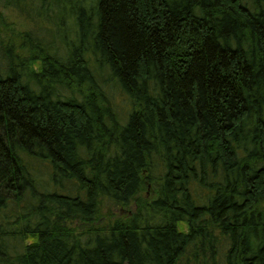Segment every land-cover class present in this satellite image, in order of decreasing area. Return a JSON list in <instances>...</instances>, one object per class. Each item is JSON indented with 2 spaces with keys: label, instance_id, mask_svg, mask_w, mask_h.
Wrapping results in <instances>:
<instances>
[{
  "label": "trees",
  "instance_id": "obj_1",
  "mask_svg": "<svg viewBox=\"0 0 264 264\" xmlns=\"http://www.w3.org/2000/svg\"><path fill=\"white\" fill-rule=\"evenodd\" d=\"M0 264H264V0H0Z\"/></svg>",
  "mask_w": 264,
  "mask_h": 264
},
{
  "label": "rangeland",
  "instance_id": "obj_2",
  "mask_svg": "<svg viewBox=\"0 0 264 264\" xmlns=\"http://www.w3.org/2000/svg\"><path fill=\"white\" fill-rule=\"evenodd\" d=\"M5 13L7 14V16H8V18H9V20H11V21H17V22H20V21H22V18H21V16L19 15V13H17V12H10V10H7V11H5ZM13 25H15L16 27H18L16 24H13ZM4 34H6L4 31H2ZM117 101L119 102H121V104L122 103H125V105H127V98L124 96V95H122V94H120V93H118V98H117ZM128 106V105H127Z\"/></svg>",
  "mask_w": 264,
  "mask_h": 264
}]
</instances>
